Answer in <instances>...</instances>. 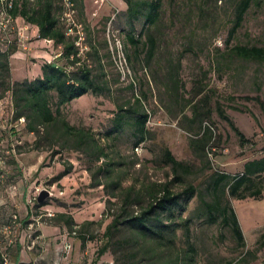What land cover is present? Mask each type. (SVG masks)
<instances>
[{"label": "rangeland", "instance_id": "obj_1", "mask_svg": "<svg viewBox=\"0 0 264 264\" xmlns=\"http://www.w3.org/2000/svg\"><path fill=\"white\" fill-rule=\"evenodd\" d=\"M62 2L56 0L57 13ZM239 2L164 0L161 18L152 28L158 49L148 60L144 17L135 28L139 49L128 44L131 25L125 0H77V19L87 27L90 41L82 60L106 89L62 106V116L93 134L100 149L79 146L69 135L58 142L32 133L26 128L28 120L17 124L13 118L10 95L0 99V136L9 149L5 186L17 185L14 199L28 187L36 208L40 191L51 190L43 203L49 208L38 213L54 212V220L67 222V233L78 229L90 234L82 238L78 252H67L71 264H264V173L239 189L250 194L262 188V197L230 194L233 177L243 174L248 162L264 158V61L232 53L236 45L264 46V0L252 4L229 41ZM37 49L52 50L53 55L62 50L44 40L22 50L23 61L14 69L11 64L13 81L27 71L36 76L39 65L49 61ZM139 97L150 113L142 142L131 111ZM122 114L123 127L118 128ZM206 132L210 139L205 150H195L192 138ZM166 148L185 167L176 171L166 161ZM223 172L230 174L226 191H216V178ZM190 186L196 188L192 197ZM167 187L182 194L179 204L172 212L159 207L152 211ZM218 197L235 207L244 245L223 217L209 220L203 201ZM135 216H146L147 225L162 230L161 237L142 234L140 224L126 221ZM115 218H120L117 225ZM106 245L107 252L101 254ZM38 247L27 249L36 254Z\"/></svg>", "mask_w": 264, "mask_h": 264}, {"label": "trees", "instance_id": "obj_2", "mask_svg": "<svg viewBox=\"0 0 264 264\" xmlns=\"http://www.w3.org/2000/svg\"><path fill=\"white\" fill-rule=\"evenodd\" d=\"M255 1L259 0H240L237 7L235 25L230 32L229 41L234 37L236 30L242 25L247 11ZM75 2L77 5V0ZM125 2L128 5V15L131 25V30L127 34L128 44L135 49H139L141 40L136 36L135 28L136 22L144 17L145 25L148 29V39L145 44L149 47L148 60H152L156 56L159 44L156 35L152 33V28L158 24L161 18L164 0H125ZM55 3L56 0H35L33 2L30 0H16L13 9L14 15L19 18L20 22L26 21L30 23L33 26V31L34 27H39L38 33L40 37H36L35 39L52 40V43L62 47V55L53 61H46L42 66V75L33 79L26 78L13 81L11 57L18 51V48L13 45L8 50H4L0 45V99L8 94L12 97L16 108L15 118L25 116L28 120L26 128L30 132L43 133L46 138L58 142L61 137L69 135L76 139L79 146L89 144L91 147H95V149H100L99 142L93 134L83 128L71 125L62 116V106L68 105L75 99L88 93H102L106 87L98 79L97 75L94 74L92 66L83 62L82 53H80L74 36L66 35L61 17L62 10L60 13H57ZM87 41L88 43L90 42L89 34ZM232 53L245 59L264 61V46L236 45L232 48ZM128 57L132 61V56L128 55ZM61 59H66V62H61ZM175 87H178V80L175 81ZM136 101L137 106L131 110L136 114L134 115L133 125L136 127V133L140 135L139 142H142L146 140L148 132L147 123L150 119V113L144 110L140 97L136 98ZM262 105L264 108V101H262ZM195 114L198 115V112ZM223 116L229 118L224 112ZM116 121L118 122V128L123 127L124 115H119ZM232 125H234L233 122ZM234 127L238 129L235 125ZM209 139L210 134L206 132L201 138H192L191 145L195 150L203 151ZM67 143L68 140H66L65 146ZM165 158L167 162L173 164L176 171L185 167V163L178 160L170 148L165 149ZM68 172H70V168L66 169L59 177L64 176ZM263 173L264 158L248 162L245 172L233 177V181L230 184V194L238 195L240 198L248 196L262 197V188H258L250 194L240 193L239 189L246 183L251 182L254 176H259ZM228 178H230L229 173H220L214 184L215 190H223L225 192L226 186L224 183ZM163 191V197L159 198L157 205H153L151 210L153 211L156 207H159L163 210L171 209L172 212L173 208L179 204L182 194H174L168 187L164 188L161 192ZM195 192L196 188L194 186H190L187 189L189 197L194 196ZM203 203L209 215V220L217 222L223 217V223L232 228L240 245H244L246 240L245 232L235 207L229 202L224 203L219 197L213 202L203 201ZM119 219L115 218L114 225L119 223ZM158 219L160 220L161 218ZM132 220L141 225L142 234L151 232L161 237L162 230H154L147 225L148 220L146 216H135L126 221ZM68 221L74 223L71 217ZM80 233L84 239H87V236L90 235L88 232ZM107 250L108 246L106 245L100 253L104 254Z\"/></svg>", "mask_w": 264, "mask_h": 264}, {"label": "built area", "instance_id": "obj_3", "mask_svg": "<svg viewBox=\"0 0 264 264\" xmlns=\"http://www.w3.org/2000/svg\"><path fill=\"white\" fill-rule=\"evenodd\" d=\"M35 1V0H30ZM16 0H0V45L4 50H8L11 46H17L20 50H28L32 48L33 40L36 37H40L39 33H34L33 26L26 22H20L19 18L14 15L13 9L15 7ZM62 22L64 23V30L66 35L74 36L77 46L80 49V53H85L89 48L88 46V31L87 27L83 22L77 19V5L75 0H63V9L61 13ZM47 42H52V40L46 39ZM62 48V47H61ZM62 55V50L55 54L54 58H58ZM12 106V115L15 118L16 108L12 97L9 99ZM1 104H4V99L0 100ZM3 109V108H2ZM0 108V111L2 110ZM17 124L26 123L27 119L25 116L16 118ZM21 143V141H17ZM18 143V144H19ZM17 144V145H18ZM5 139L0 136V190L3 188L5 192L11 197L14 198L16 184H11L5 186L7 178V166L9 162V149L5 147ZM16 144L13 145V150L17 151ZM53 193V192H52ZM13 206L16 207V204L13 203ZM55 216V213L52 211L42 212L37 214L29 222V239L28 244L29 249H34L38 243L40 234H38V227L45 222V219ZM47 217V218H45ZM45 218V219H44ZM21 225V214L18 210H13L9 216V220L4 224L2 228V233L4 237L3 243H0V262L1 264H15L12 258L11 247L16 242L17 228ZM73 236H78L81 233L78 232V229H75L71 232ZM90 238V235L87 236ZM66 250L72 248L71 242H68L65 246ZM88 264H94L91 260Z\"/></svg>", "mask_w": 264, "mask_h": 264}, {"label": "crops", "instance_id": "obj_4", "mask_svg": "<svg viewBox=\"0 0 264 264\" xmlns=\"http://www.w3.org/2000/svg\"><path fill=\"white\" fill-rule=\"evenodd\" d=\"M39 27H34V33H38ZM43 40H36L34 46H39ZM52 43V42H51ZM51 49V48H50ZM36 54L40 56L47 57V60L51 61L54 59L52 50H36ZM26 53L22 50H18L11 57V64L13 69L15 64L23 61L21 57H24ZM51 57V58H50ZM42 63L40 71L36 70V76L32 71H27L23 78H18L17 80L23 79H33L39 75L43 74ZM38 180H40L38 178ZM37 180V181H38ZM13 203L16 204V207L13 206ZM35 202L31 198L29 188H25L22 194H19L17 199L11 198L2 188L0 190V243H3L4 237L2 233V228L9 220V216L13 210H18L21 214V225L17 228L16 242L12 246V258L14 256L15 264H71L70 260H67V257L70 254H67L69 250H66L65 246L68 242L72 244V251L80 250L79 248L83 246L82 236H73L71 232L67 233V222H59L54 220L52 217L48 218L43 224L38 227V234L40 237L38 239V248L36 254L31 250L27 249V243L30 242L29 239V222L35 217L40 210H47V206L40 204L38 208L35 207ZM40 209V210H39ZM60 220V219H59ZM41 247V248H40ZM68 255V256H67ZM90 262V261H89ZM88 262V263H89ZM87 263V264H88ZM1 264V262H0ZM86 264V263H85ZM96 264V263H94Z\"/></svg>", "mask_w": 264, "mask_h": 264}, {"label": "water", "instance_id": "obj_5", "mask_svg": "<svg viewBox=\"0 0 264 264\" xmlns=\"http://www.w3.org/2000/svg\"><path fill=\"white\" fill-rule=\"evenodd\" d=\"M52 195V191L49 189H43L40 191L39 196H38V201L39 203H43L47 200ZM104 264H114L113 262H106Z\"/></svg>", "mask_w": 264, "mask_h": 264}]
</instances>
